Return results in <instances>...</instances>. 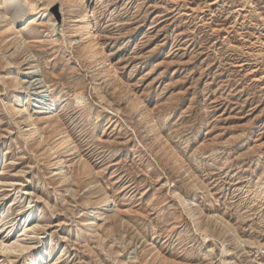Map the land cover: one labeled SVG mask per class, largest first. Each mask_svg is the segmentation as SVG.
Here are the masks:
<instances>
[{
	"label": "rangeland",
	"instance_id": "1",
	"mask_svg": "<svg viewBox=\"0 0 264 264\" xmlns=\"http://www.w3.org/2000/svg\"><path fill=\"white\" fill-rule=\"evenodd\" d=\"M25 1L0 20V264H264V0H85L94 42L69 0L61 25Z\"/></svg>",
	"mask_w": 264,
	"mask_h": 264
},
{
	"label": "bare ground",
	"instance_id": "2",
	"mask_svg": "<svg viewBox=\"0 0 264 264\" xmlns=\"http://www.w3.org/2000/svg\"><path fill=\"white\" fill-rule=\"evenodd\" d=\"M70 3L73 5V7L80 11V14L78 13L76 23L79 26L78 33L80 35L81 40H85L88 42H94L96 41V31H95V24H93L91 20V14L88 10V6L85 0H69ZM2 4L5 6V13L2 14L0 17V20H4L5 18H8L9 24H17L20 22V20L24 17L26 8H28V4L25 0H2ZM56 4H60L61 6V12L63 14V19L65 16V9H64V0H47V5L45 7V11H49L52 7H54ZM29 9V8H28ZM49 13V12H48ZM27 14V13H26ZM51 16V15H50ZM53 19V18H52ZM55 20V19H54ZM56 24V23H55ZM24 42L25 41H21ZM20 45V44H19ZM25 45V44H24ZM24 47V46H23ZM21 49V48H20ZM100 56H104L103 51L100 50L98 53ZM27 77L30 79L35 78V81L29 84L37 90V100L32 105L31 110L37 111L40 115H47L48 111L51 109V104L53 101V98L51 96L50 88L46 84V82L42 79L41 75L39 74V70L37 65L32 66L30 68V72H28ZM17 86L22 91L21 94H25L26 91L29 89L30 86H25L21 82H17ZM26 98V97H25ZM30 104V99L27 98L26 103L23 105V102L21 105H18V108L16 109V113L20 114V117H22L25 120H29L32 124L31 133L33 135H41L40 131L35 127V122L30 116L29 111L24 109L26 106ZM24 107V108H23ZM37 115V114H36ZM70 139V138H69ZM67 149V152H71L75 150L76 157H79V152L76 150V147L73 145V143H68L67 146L64 148ZM62 156H58V164L60 166H63ZM77 159V158H76ZM24 249H26L24 247ZM28 264H35V261L33 258L29 260Z\"/></svg>",
	"mask_w": 264,
	"mask_h": 264
},
{
	"label": "water",
	"instance_id": "3",
	"mask_svg": "<svg viewBox=\"0 0 264 264\" xmlns=\"http://www.w3.org/2000/svg\"><path fill=\"white\" fill-rule=\"evenodd\" d=\"M52 12L54 13L56 20L59 25L62 23V13H61V8L60 4H56L54 7H52Z\"/></svg>",
	"mask_w": 264,
	"mask_h": 264
}]
</instances>
